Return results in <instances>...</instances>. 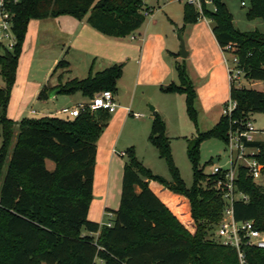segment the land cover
Instances as JSON below:
<instances>
[{"label":"trees","instance_id":"1","mask_svg":"<svg viewBox=\"0 0 264 264\" xmlns=\"http://www.w3.org/2000/svg\"><path fill=\"white\" fill-rule=\"evenodd\" d=\"M210 1L215 11L204 7L203 15L212 23L219 47H234L232 53L244 69V79L264 81V34L234 29L223 0ZM149 10L143 0H19L9 7L15 44L12 50L0 47V76L4 82V87L0 86V174L7 161L0 183V264H239L233 248L212 239L224 208L216 189L222 175L205 174L198 167V149L204 137L225 142L232 120L264 114V92L229 83V100L235 102L231 117L221 114L212 129L187 143L186 156L192 170L189 189L173 164L165 123L152 112L147 141L165 161L171 179L151 174L134 151L127 149L120 205L109 211L110 226L87 218L96 142L110 114L104 110L83 111L73 119L47 116L18 123L5 115L30 20L86 18L99 33L124 38L140 28L144 11ZM255 17L264 21V0H250L247 18ZM198 19L194 8L184 4L183 24H194ZM60 67L67 69L68 63L59 61L54 71ZM175 70L178 83H170L160 91L183 94L186 110L192 116L195 92L184 62L176 63ZM120 76L121 66L113 65L55 88L64 94L80 92L90 99L105 90L115 94ZM49 90L43 87L38 98H47ZM14 134L15 142L8 154ZM251 146L260 148L258 159L264 165V143L254 142ZM47 162L53 164L52 170ZM262 172L264 175V168ZM236 183L248 201L234 202V219L252 220L257 229L264 231V186L247 177L244 169L238 170ZM243 251L247 264H264V250L243 247Z\"/></svg>","mask_w":264,"mask_h":264},{"label":"rangeland","instance_id":"2","mask_svg":"<svg viewBox=\"0 0 264 264\" xmlns=\"http://www.w3.org/2000/svg\"><path fill=\"white\" fill-rule=\"evenodd\" d=\"M143 1L152 4L154 7V15L164 16L162 14V10L168 9L172 18L179 23L180 30L176 31L179 57H181V41L183 42L184 51L187 53L188 51L186 50V44L183 36L184 32L189 29L191 24L184 25L182 23V10L183 5L185 4L184 0ZM222 2L232 17V26L234 29L239 32L258 31L261 34H264V21L261 18H247L250 0H223ZM242 2L245 3V6L241 5ZM206 8L213 11L214 6L213 4H207ZM52 20L54 19L41 22L38 33L35 29L37 26V24H34L35 21H30V23L28 22L27 24L25 32L26 36H24L20 53L18 55L15 77L10 88L9 99L5 109L6 117L15 123H18L20 120L25 118L38 120L42 118L43 115H53L54 117L61 119H70L66 114L56 113V111L62 108H72L76 102L82 100V97L76 93L56 94L55 97L47 99L46 101L48 102L46 104H43L40 102L41 100L37 98V90H42L44 86L49 87L52 85V82H54L53 78L48 81L50 73L53 69V67L51 68V64L60 50L61 42H63L62 39H57V36H53L55 35V31L58 29L62 30L63 27H58L56 23L57 21ZM68 20L75 21L70 17L61 18V21L66 22ZM197 22L204 21L202 19H198L196 23ZM166 25L168 26V24ZM209 27H212L211 22H209ZM36 34H38L37 38ZM220 56L224 73L222 81H220L219 78H216V76H219L216 69L212 70L211 78L208 84L205 83L206 81L195 83L189 78L195 92V99L192 105V116H190L186 110L185 101L180 106L175 103L167 105L169 117L166 122L167 126L165 135L169 139L170 154L173 164L176 167L185 188L187 189H189L192 184L191 163L186 156L187 143L190 140L198 138L202 133L212 129L217 122L218 116L221 115L224 106L230 103L228 95V66L224 62L222 52ZM225 56L228 59V65L231 66L232 61L230 55L225 54ZM209 58L212 59L210 54ZM59 70H62V68L60 67ZM234 85L236 87H245L257 91L264 90V81H248L242 76L234 83ZM0 86L4 87V82L1 76ZM214 87H217L218 89L214 94L216 97H212ZM48 93L49 92H47V97ZM157 97L162 96L157 94ZM215 99L222 100L220 107L213 106ZM161 101L163 100L158 98L148 102L147 104H143L147 115L145 113L144 117H141L140 119H136L130 115L125 126H123L122 123L119 124L116 127L114 135L115 139L110 149H106L102 145L100 146V137L105 132L107 126L103 129L96 142L97 153L95 158L94 189L92 190L89 201L87 214L88 220L99 224H106L112 219V217H109V211H115L118 209L120 205L119 196L123 167L127 162V156L124 153L129 148L134 151L137 160L141 162L146 169L150 170L151 174L159 176L167 181L171 179L165 161L159 157L157 149L151 146L147 141L150 131L148 120L150 106L154 108V103L166 105ZM31 110L36 113L33 114L30 112ZM131 110L134 113H142L144 111H140L141 109L136 108H132ZM111 115H113V113L110 114V116ZM249 120L256 129V132L253 134L254 140L256 142L264 143V114H250ZM15 137L16 136L14 134L8 154L14 145ZM214 159H217L215 164L220 168H228V152L225 143L223 140L216 137L202 138L198 149V167L203 168L205 174H210L214 165ZM109 161H111V178L108 185L109 189L106 192L104 189L107 186V176L104 173V168L106 167V171L109 169ZM6 163L7 161L1 170L0 183L6 170ZM48 164L49 166L47 168L52 170L53 164L49 162ZM104 176L106 177L105 180ZM258 184L264 186V175L258 180ZM215 232L216 228L212 233V239L217 241Z\"/></svg>","mask_w":264,"mask_h":264},{"label":"crops","instance_id":"3","mask_svg":"<svg viewBox=\"0 0 264 264\" xmlns=\"http://www.w3.org/2000/svg\"><path fill=\"white\" fill-rule=\"evenodd\" d=\"M143 2L150 8L151 14L145 16V20L140 28L124 38L109 37L99 33L88 24L86 18L77 21L70 17L75 21L68 20L65 22L61 21V18L69 16H61L52 20L57 21L58 27H63L62 30L58 29L55 31V35H53L54 37L57 36V39H62L63 42H61L60 50L51 64V68L53 67V69L48 81L53 78L54 82H52L51 86L44 87L54 90L57 89L55 87L59 84H64L72 79H85L89 72L95 74L113 65L121 66V76L116 82V93L114 94V99L118 107L113 115L110 116L107 128L100 137V146L102 145L106 149H110L114 142L116 127L121 123L125 126L131 115L130 113H134L131 109L136 108L141 109L140 111L144 110L142 113L135 112L141 115L136 119H140L144 117L146 113L143 104H147L154 99L159 98L163 100L161 102H164L166 105L154 103L155 106L154 108L152 107L153 110L148 112L149 125H151L152 112H156L163 119L166 132V122L169 117L167 105L175 103L180 106L185 101V96L183 94L163 93L160 91L161 87L167 86L170 83H178L175 70L176 63L184 62L187 75L195 83L206 81L205 83L208 84L213 69H216L217 73H219V76H216V78H219L220 81L223 79L224 73L220 56L221 49L212 34L211 27H209L210 20L202 19L204 22L191 24L189 29L184 32L183 39L188 52L186 59H182L179 57L178 41L176 39V31L179 30V23L172 18L168 9L162 10V14L165 17L162 15H154V7L152 4L146 3V1ZM46 20L30 21H35L34 24H37L35 29L38 33L41 22ZM166 24H168V26ZM36 35L37 38L38 34ZM209 54L212 56V59L209 58ZM61 60L68 63V68H62V70L58 68L54 71L55 66ZM52 90H49V92ZM217 90V87H214L212 97H216L214 94ZM40 91H36L37 98ZM262 92H264V90ZM76 94H79L82 100L76 102L72 107L88 100L83 97L80 92H76ZM157 94H160L162 97H157ZM53 97H55V95ZM53 97L48 96L45 99H38L41 100L40 102L43 104H46L48 102L46 100ZM215 100L213 106L220 107L222 100ZM60 110L56 111V113ZM32 111L33 110L30 112ZM34 113L36 112L34 111ZM47 116L54 117L53 115H43V117ZM220 116H218L217 122ZM109 163V169L106 171V167L104 168V173L107 176V186L104 189L106 192L109 189L108 185L111 178V161H109ZM46 166H49L48 162ZM105 178L104 176V180ZM158 188H160L159 193H162L163 190H161V187L158 186ZM93 189L94 177L92 190ZM136 191H138V189Z\"/></svg>","mask_w":264,"mask_h":264},{"label":"built area","instance_id":"4","mask_svg":"<svg viewBox=\"0 0 264 264\" xmlns=\"http://www.w3.org/2000/svg\"><path fill=\"white\" fill-rule=\"evenodd\" d=\"M19 0H0V47L1 49L12 50L15 44V36L12 31V13L9 7L16 4ZM186 5L191 6L198 13L199 19H206L203 15V8L207 4H212L210 0H184ZM244 6V3H241ZM213 11H215L213 9ZM151 14V10L144 11V16ZM224 62L228 66L229 83L234 84L242 76L244 69L240 66L238 58L232 53L234 47L231 44L220 48ZM225 54L231 57L232 65H228V59ZM114 94L109 91H101L85 102L79 103L72 108L61 109L58 113L66 114L68 118L73 119L83 111L94 112L98 110L107 111L112 114L117 109ZM235 109V102L230 100L225 105L221 114L230 118L232 111ZM34 113V111H32ZM134 118L141 115L130 113ZM256 132L252 122L246 120H232L230 127L225 134V146L228 152V168L222 169L216 164L213 165L211 175H222L216 181V189L221 195L224 202L221 220L216 227L217 242L233 248L236 251L239 264H247L243 247H250L258 250H264V231L255 227L252 220L236 221L233 216L234 202H247L248 197L240 192L237 187V174L239 169H244L246 176L253 182L263 176L264 165L258 159L260 148L251 146L256 142L253 134ZM109 217H112L109 214ZM110 226V222L106 223Z\"/></svg>","mask_w":264,"mask_h":264},{"label":"water","instance_id":"5","mask_svg":"<svg viewBox=\"0 0 264 264\" xmlns=\"http://www.w3.org/2000/svg\"><path fill=\"white\" fill-rule=\"evenodd\" d=\"M180 49H181V58H182V59H185L186 56H187V53L184 51V46H183V42H182V41H181ZM58 93H59V90H58V89H54V90H52V91H50V92L48 93V96H49V97H53L54 95H56V94H58ZM150 110L152 111L153 108L150 107ZM216 162H217V159H214V160H213V163L215 164Z\"/></svg>","mask_w":264,"mask_h":264}]
</instances>
